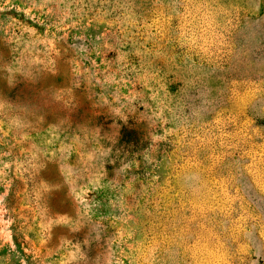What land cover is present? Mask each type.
Listing matches in <instances>:
<instances>
[{
    "label": "rangeland",
    "instance_id": "obj_1",
    "mask_svg": "<svg viewBox=\"0 0 264 264\" xmlns=\"http://www.w3.org/2000/svg\"><path fill=\"white\" fill-rule=\"evenodd\" d=\"M0 264H264V0H0Z\"/></svg>",
    "mask_w": 264,
    "mask_h": 264
},
{
    "label": "clouds",
    "instance_id": "obj_2",
    "mask_svg": "<svg viewBox=\"0 0 264 264\" xmlns=\"http://www.w3.org/2000/svg\"><path fill=\"white\" fill-rule=\"evenodd\" d=\"M185 88H186L185 111L188 113L190 117L193 116L194 109H201V114H203V110L205 107H210L213 103L216 102L210 88L207 86L206 83L201 82L199 86L187 84L185 85ZM193 88L197 90V94L195 96L191 95L189 92V90ZM197 101L199 102L197 103ZM185 180L191 182L190 186H194L201 182V176L198 172L192 171L185 175Z\"/></svg>",
    "mask_w": 264,
    "mask_h": 264
}]
</instances>
